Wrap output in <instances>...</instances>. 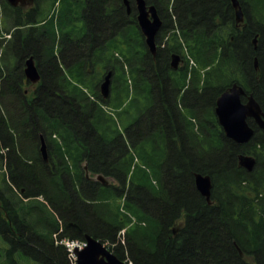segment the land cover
<instances>
[{
	"label": "trees",
	"instance_id": "16d2710c",
	"mask_svg": "<svg viewBox=\"0 0 264 264\" xmlns=\"http://www.w3.org/2000/svg\"><path fill=\"white\" fill-rule=\"evenodd\" d=\"M238 1L242 25L232 0H146L163 22L154 57L135 0L130 13L124 0H35L30 11L0 0L1 264H22L29 242L42 264H74L61 242L87 235L131 264H264V132L249 120L255 135L237 144L215 114L234 84L264 111V0ZM31 57L41 80L30 95ZM137 153L157 157L159 187L146 165L133 169ZM240 155L255 157L253 171ZM196 174L212 178L211 205Z\"/></svg>",
	"mask_w": 264,
	"mask_h": 264
},
{
	"label": "water",
	"instance_id": "95a60500",
	"mask_svg": "<svg viewBox=\"0 0 264 264\" xmlns=\"http://www.w3.org/2000/svg\"><path fill=\"white\" fill-rule=\"evenodd\" d=\"M12 7H25L34 4V0H7ZM128 13L131 12L129 0H124ZM137 9V22L140 31L145 38V44L148 51L155 57L157 55V36L162 28L163 22L159 15L156 5H148L146 0H135ZM235 10L236 22L241 25L245 21V16L238 0H232ZM257 48V38L254 40ZM172 67L177 70L182 65L180 56L173 55ZM256 69H258V60H255ZM25 76L32 84H37L41 80L36 61L33 57L29 58L25 64ZM113 72H109L101 85V95L104 99L110 97L111 79ZM246 98V102H243ZM215 114L220 127L226 137L237 144H246L252 140L255 135L254 128L249 120H253L259 129L264 132V111L255 97L248 95L245 89L238 84H234L227 91L222 93L216 102ZM40 152L45 162L49 161V150L46 140L41 136ZM256 165V159L249 155L239 156V166L248 172L253 171ZM87 171V167H85ZM87 177L90 178L87 171ZM96 180L103 181L108 185L104 177L98 176ZM195 185L198 192L206 199L209 205L212 204L211 196L213 183L210 175L196 174ZM87 246L84 250L75 249L77 264H129L119 259L107 245L89 235L85 237Z\"/></svg>",
	"mask_w": 264,
	"mask_h": 264
},
{
	"label": "rangeland",
	"instance_id": "374dc122",
	"mask_svg": "<svg viewBox=\"0 0 264 264\" xmlns=\"http://www.w3.org/2000/svg\"><path fill=\"white\" fill-rule=\"evenodd\" d=\"M24 10V9H23ZM1 18H2V24H3V26H4V20H5V15H4V13H3V15L1 16ZM11 27H12V25H11ZM13 28V27H12ZM161 30H162V28H161ZM160 30V31H161ZM159 33H161V32H159ZM4 34H6V32H4ZM159 35H161V34H159ZM7 37H10V36H7ZM157 40V39H156ZM93 71V70H92ZM112 85H113V83L111 84V87H112ZM25 90H27L28 92H29V94L31 95L32 94V87H29V86H25ZM101 94V93H100ZM112 95V92L110 93V96ZM102 96V95H101ZM103 98V97H102ZM110 98V97H109ZM108 98V99H109ZM108 99H105V100H108ZM142 102V101H141ZM106 108V110L108 111V112H112V110H111V108L109 107V106H106L105 107ZM135 111H133V113H134ZM135 114V113H134ZM120 125V127H121V129H125V126H126V123H120L119 124ZM99 130H100V132L101 133H105L106 131V127L105 126H100L99 127ZM153 146V145H152ZM152 152L153 153H159L160 155H161V157H162V155H163V152L161 151V150H152ZM135 155V161H134V164H133V169H136V167H138V169L136 170V171H139V169L141 168V167H144V165H146V167H144L147 171H148V173H149V177H150V179L151 180H153V182H154V180L157 182V185H155L156 187H159L160 186V183H161V180H160V178H158L157 177V172H155L154 170H153V164H154V162L155 161H153V160H158L157 159V157H154V158H152L153 160H150L149 161V163H145L142 159H141V157L138 155V153L137 154H134ZM163 159V158H162ZM154 169H155V165H154ZM110 183L111 182H113L114 183V181L113 180H111V179H109L108 180ZM124 239V231L121 233V235H120V240H123ZM81 241V240H80ZM12 246V245H11ZM6 247H8V245L2 240V237L0 236V264L2 263V261H3V254H4V251H3V249L4 248H6ZM28 251L29 252H31V253H34L35 255H39V254H37V252H34L32 249H28ZM23 254L25 255L24 257H22V264H42V262L40 263V262H38V261H35V259L34 258H32L30 255H26L24 252H23ZM34 259V260H33Z\"/></svg>",
	"mask_w": 264,
	"mask_h": 264
},
{
	"label": "flooded vegetation",
	"instance_id": "af4514ba",
	"mask_svg": "<svg viewBox=\"0 0 264 264\" xmlns=\"http://www.w3.org/2000/svg\"><path fill=\"white\" fill-rule=\"evenodd\" d=\"M35 6V0H34V4L33 5H30V6H25V7H21V8H23L25 11H30L33 7ZM36 65H37V67H38V71H39V66H38V64H37V61H36ZM38 84H39V82L37 83V84H32L31 82H29L28 80H27V78H26V80H25V85H27V86H29V87H32V91H34L35 90V88L38 86ZM26 93L27 94H29V92L26 90ZM246 99V98H245ZM49 160H51V156H50V153H49ZM49 162V161H48ZM48 162H46V163H48ZM31 193V192H30ZM31 195L33 196V197H30L29 199H28V201H33V200H41L42 199V197L41 196H34L33 195V193H31ZM28 248L29 249H32V243L31 242H29L28 243ZM32 258H34L32 255H31V253L29 254ZM35 259V258H34ZM33 259V260H34ZM35 261H38V262H40L41 263V260H36L35 259Z\"/></svg>",
	"mask_w": 264,
	"mask_h": 264
},
{
	"label": "built area",
	"instance_id": "2783aa9c",
	"mask_svg": "<svg viewBox=\"0 0 264 264\" xmlns=\"http://www.w3.org/2000/svg\"><path fill=\"white\" fill-rule=\"evenodd\" d=\"M61 243L64 244L67 247V249L70 252L71 257H72L73 260L76 259V256L74 254V250L76 248L82 250L86 246V243L83 242V241H70V240H66V241H62Z\"/></svg>",
	"mask_w": 264,
	"mask_h": 264
}]
</instances>
